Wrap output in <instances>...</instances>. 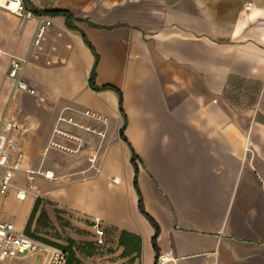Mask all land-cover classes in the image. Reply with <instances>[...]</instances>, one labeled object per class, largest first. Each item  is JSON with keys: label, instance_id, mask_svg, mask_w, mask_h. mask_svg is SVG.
Instances as JSON below:
<instances>
[{"label": "crops", "instance_id": "0c3cea01", "mask_svg": "<svg viewBox=\"0 0 264 264\" xmlns=\"http://www.w3.org/2000/svg\"><path fill=\"white\" fill-rule=\"evenodd\" d=\"M222 2L24 0L22 15L0 4V119L24 128L0 220L25 232L43 197L80 260L73 244L96 240L100 219L111 246L83 264H156L160 253L168 264H264V0H233L244 6L225 26ZM51 8L75 28L32 12ZM83 34L98 53L95 83L121 92L124 114L116 90L89 86L95 55ZM11 55L33 93L8 75ZM16 259L41 264L42 253L6 264Z\"/></svg>", "mask_w": 264, "mask_h": 264}, {"label": "built area", "instance_id": "2783aa9c", "mask_svg": "<svg viewBox=\"0 0 264 264\" xmlns=\"http://www.w3.org/2000/svg\"><path fill=\"white\" fill-rule=\"evenodd\" d=\"M1 4V3H0ZM3 7L9 11L22 15L24 11V0H5ZM249 7V5H246ZM50 24L49 20L38 25L33 44H38L43 37L45 28ZM0 47V55L2 54ZM22 61L15 55L9 58L8 75L14 79L17 89H22L33 93L26 81L22 79ZM24 132V128L15 120L1 118L0 119V194H5L7 190L13 186L12 178L14 174L22 170V158L17 151L19 148V138ZM27 173H39L31 169L25 170ZM43 175L47 178H53V173L44 171ZM29 176V179H32ZM27 189L18 187L16 197L23 199ZM92 226L95 231L96 241L103 243L104 228L99 218H94ZM42 253L41 264H65L66 253L58 246L45 243L32 235L26 234L24 231L18 230L11 220H0V264H6V259L21 255L23 253ZM170 257L167 253H160L156 256V264H168Z\"/></svg>", "mask_w": 264, "mask_h": 264}, {"label": "rangeland", "instance_id": "374dc122", "mask_svg": "<svg viewBox=\"0 0 264 264\" xmlns=\"http://www.w3.org/2000/svg\"><path fill=\"white\" fill-rule=\"evenodd\" d=\"M240 6L233 2V0H223L221 4L222 9V25H229L230 22L233 20L235 13L237 9ZM210 6L206 5V8L208 9ZM213 7V5H211ZM232 19V20H231ZM40 203L37 207V210L30 220L29 225V234H31L34 237H37L41 241L55 245L54 243H70V240L66 236V230L63 227H67V222L64 218H60L57 216V222L55 223L49 216L48 210L49 208L53 209L52 203L49 200H46L43 197H40ZM6 207V202L3 203V205L0 207V218L3 217L4 209ZM54 210V209H53ZM14 221L17 223L19 220L17 219V216H12ZM73 246L75 249L79 252L80 256L83 258L81 260V263L83 264L84 261H93L96 256H98L101 253H104L109 249L111 246L106 241H103V243H98L96 240H93L92 242H79L74 243ZM76 255V253H75ZM14 262L18 264H22L20 260H14Z\"/></svg>", "mask_w": 264, "mask_h": 264}, {"label": "trees", "instance_id": "16d2710c", "mask_svg": "<svg viewBox=\"0 0 264 264\" xmlns=\"http://www.w3.org/2000/svg\"><path fill=\"white\" fill-rule=\"evenodd\" d=\"M32 12L34 14H37V15L62 14V15L65 16L66 22H67L68 26L75 28V25H72L70 23L71 13L69 11L51 8V9H48V10H36V9H34ZM83 37L85 39V42L88 44V46L91 48V50L93 51V53L95 55V60H94V63H93L91 72L89 74V77H88L89 86L92 89H95V90L107 89V88H111V89L116 90L117 93H118V105H119V109L122 112V114H124L123 108H122V95H121V92L118 89H116L115 87H112L111 85L98 86L95 83L96 63H97V60H98V53L93 48L92 44L86 39V37L84 36V34H83ZM124 126H125V121H124L122 127L120 128V134H121V136H122L123 139H125V137L123 135ZM131 162L133 163L134 168H135V175H134L133 182H134V186L137 189L138 195H139V197H138V207H139L140 211L150 221V223L153 225V227L155 229L154 230V234L152 236V245H153V248L156 251V253H158L156 239H157V235L159 233V227H158L157 223L155 222V220L149 214H147V212L144 209L142 197H141L140 191L138 189V185H137V178H136V172H137L136 154L133 151H132V155H131ZM39 203H40V198L37 197L36 200H35L34 206L32 208L31 214L29 216V221H28V223H27V225L25 227V233L26 234H29L30 220L34 216V214H35V212L37 210V207H38ZM29 235H31V234H29ZM54 244L56 246L60 247L66 253V261H65V264H82L81 263V260L77 256H75L74 251L72 250V247H71L70 243L68 245H62V244H59V243H54Z\"/></svg>", "mask_w": 264, "mask_h": 264}, {"label": "bare ground", "instance_id": "6f19581e", "mask_svg": "<svg viewBox=\"0 0 264 264\" xmlns=\"http://www.w3.org/2000/svg\"><path fill=\"white\" fill-rule=\"evenodd\" d=\"M0 1H1V2H0L1 4H4V1H5V0H0Z\"/></svg>", "mask_w": 264, "mask_h": 264}]
</instances>
